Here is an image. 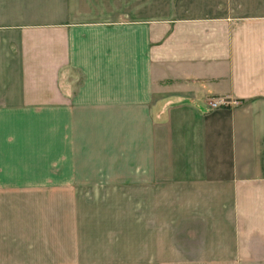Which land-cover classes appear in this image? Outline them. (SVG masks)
<instances>
[{
  "label": "crops",
  "instance_id": "obj_1",
  "mask_svg": "<svg viewBox=\"0 0 264 264\" xmlns=\"http://www.w3.org/2000/svg\"><path fill=\"white\" fill-rule=\"evenodd\" d=\"M10 186L18 264H264V0H0Z\"/></svg>",
  "mask_w": 264,
  "mask_h": 264
},
{
  "label": "rangeland",
  "instance_id": "obj_2",
  "mask_svg": "<svg viewBox=\"0 0 264 264\" xmlns=\"http://www.w3.org/2000/svg\"><path fill=\"white\" fill-rule=\"evenodd\" d=\"M32 196L31 188L0 187V264H18V249L32 238L27 235V218L35 204Z\"/></svg>",
  "mask_w": 264,
  "mask_h": 264
},
{
  "label": "built area",
  "instance_id": "obj_3",
  "mask_svg": "<svg viewBox=\"0 0 264 264\" xmlns=\"http://www.w3.org/2000/svg\"><path fill=\"white\" fill-rule=\"evenodd\" d=\"M225 102L222 101V100H214V101H209L208 102V105L211 107V108H215V107H218L222 104H224Z\"/></svg>",
  "mask_w": 264,
  "mask_h": 264
}]
</instances>
